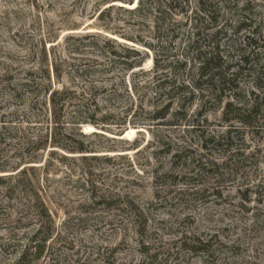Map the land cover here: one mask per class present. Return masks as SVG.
Returning a JSON list of instances; mask_svg holds the SVG:
<instances>
[{
    "label": "rangeland",
    "instance_id": "rangeland-1",
    "mask_svg": "<svg viewBox=\"0 0 264 264\" xmlns=\"http://www.w3.org/2000/svg\"><path fill=\"white\" fill-rule=\"evenodd\" d=\"M121 4L104 22L98 0H0V264L40 229L24 264H264V0Z\"/></svg>",
    "mask_w": 264,
    "mask_h": 264
},
{
    "label": "trees",
    "instance_id": "trees-1",
    "mask_svg": "<svg viewBox=\"0 0 264 264\" xmlns=\"http://www.w3.org/2000/svg\"><path fill=\"white\" fill-rule=\"evenodd\" d=\"M114 2H120L122 4H127L129 3L130 5L133 4V0H98V4H99V15L97 17V19L99 21H104L105 22V16L107 17H110V12L112 10H114V5H110L104 9H102L100 6H106V5H109V4H112ZM127 11V10H126ZM142 11L141 7H138L136 8L135 10L133 11H128L130 13H133V12H136V13H140ZM200 12L201 14L204 16V17H207L209 18L211 13L209 10H206L204 8H201L200 9ZM241 25V24H240ZM241 27V26H240ZM107 29V28H105ZM132 42L136 43L135 41L132 40ZM114 40H108L104 45L109 49V51L107 52V55L110 56V62L112 60L113 64H114V56H118L117 53L114 52ZM123 56H120L121 58H123V64L127 67L128 70H134L135 68H140L143 66L144 62H145V58L142 56V53L137 50V49H129V48H123ZM45 55H46V50H45ZM106 55V54H105ZM107 57V56H105ZM202 59V60H201ZM246 61V59H241V62L244 63ZM200 70L201 71H207V69L209 68H215L216 70H219L220 68L222 69L223 65L221 63V59L220 57H218L217 54H209V56H204L203 58H200ZM214 65V67H213ZM114 66V65H112ZM49 68L51 69L53 75L55 78H57L58 80L62 77V73L60 71V68H59V65L56 64V59L54 58V60L52 61V63L50 64V67L47 66V69L45 70V73H46V78H47V81H50V71H49ZM30 75H35V73H31ZM218 76L215 77V74L213 75V77H215V81H217L218 83H223L225 84V80L224 78L222 77V74L219 72V74H217ZM32 79V78H31ZM28 79L26 78V81H28L27 83H25L23 86L24 87H28L30 88L31 85L33 86L34 84V80L32 79ZM213 82V81H212ZM31 90H27V92H29L30 94L33 92H30ZM40 93H43L44 96L47 98L48 100V103L54 107V108H57V106L59 105H65L66 104V101H67V96L68 94L70 93V90H68L67 88H65L64 86L58 90L56 89H53L52 88V85L50 84V82L48 83L47 82V86L45 85V87H43V91H39L38 94ZM72 93V92H71ZM61 103V104H60ZM232 105L231 104H228V108H231ZM57 111L54 112V121L53 123L56 125L55 127H57L58 125V121L60 120L59 119V116H60V110L59 109H56ZM254 108L252 107V110L249 111L248 113L250 115H248L247 113H244L243 115H240L238 116V118H234L235 121L237 122H240L242 123L243 125H246V126H251L252 123L247 121V119H251V115L253 112ZM59 111V112H58ZM241 110H239L240 112ZM240 114V113H239ZM165 115L166 114H163V115H160L158 117H156L155 119H163L165 118ZM102 123H104L105 121H107L106 118H102L100 120ZM85 123H89V124H92L93 126H95L96 128H100L101 127V124L94 118V116H92V118L88 119L87 122ZM56 136V135H55ZM53 137V136H52ZM51 147L53 148H60V149H64V150H67L69 152H71L72 154H76V153H79V154H86L88 153V151L81 147V148H75V149H67L63 146H60L58 143L56 142H52L51 143ZM41 211H42V217H46L47 219H50V216L48 214V210L47 208L44 206V204H41ZM41 229L38 230L37 234L30 239V244L26 246L25 250L22 252L21 256H20V259L18 260V262L16 264H24L27 256L29 255H33L34 256V259L35 261H39L44 253H45V249H46V245H47V242H48V239H49V236L47 238H45L43 241L41 242H37V238H38V235L39 233H41ZM205 243L203 242H200V241H197L196 242V247H193V249H200V251H203L201 250L203 245Z\"/></svg>",
    "mask_w": 264,
    "mask_h": 264
},
{
    "label": "bare ground",
    "instance_id": "bare-ground-1",
    "mask_svg": "<svg viewBox=\"0 0 264 264\" xmlns=\"http://www.w3.org/2000/svg\"><path fill=\"white\" fill-rule=\"evenodd\" d=\"M122 5V4H121ZM122 6H125V5H122ZM128 7H133V6H128ZM90 128V130H94L96 131L95 129H93L92 127H88ZM134 132H136L135 130H129L127 131V133L125 134L124 138L128 137V136H131L132 134H134Z\"/></svg>",
    "mask_w": 264,
    "mask_h": 264
},
{
    "label": "water",
    "instance_id": "water-1",
    "mask_svg": "<svg viewBox=\"0 0 264 264\" xmlns=\"http://www.w3.org/2000/svg\"><path fill=\"white\" fill-rule=\"evenodd\" d=\"M114 39V38H113Z\"/></svg>",
    "mask_w": 264,
    "mask_h": 264
}]
</instances>
